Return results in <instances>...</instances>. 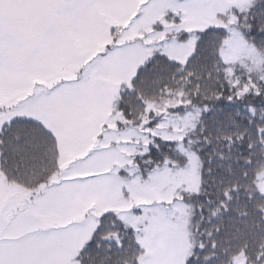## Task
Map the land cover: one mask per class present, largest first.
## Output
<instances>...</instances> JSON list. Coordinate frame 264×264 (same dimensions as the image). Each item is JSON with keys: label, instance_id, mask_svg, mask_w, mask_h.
<instances>
[{"label": "snow or ice", "instance_id": "1", "mask_svg": "<svg viewBox=\"0 0 264 264\" xmlns=\"http://www.w3.org/2000/svg\"><path fill=\"white\" fill-rule=\"evenodd\" d=\"M0 264H264V0H0Z\"/></svg>", "mask_w": 264, "mask_h": 264}]
</instances>
